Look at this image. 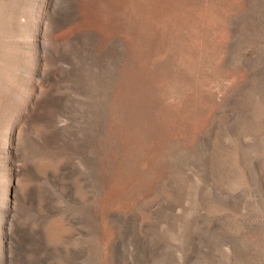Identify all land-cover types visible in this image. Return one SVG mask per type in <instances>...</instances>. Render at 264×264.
<instances>
[{
    "label": "rangeland",
    "instance_id": "374dc122",
    "mask_svg": "<svg viewBox=\"0 0 264 264\" xmlns=\"http://www.w3.org/2000/svg\"><path fill=\"white\" fill-rule=\"evenodd\" d=\"M0 264H264V0H0Z\"/></svg>",
    "mask_w": 264,
    "mask_h": 264
},
{
    "label": "bare ground",
    "instance_id": "6f19581e",
    "mask_svg": "<svg viewBox=\"0 0 264 264\" xmlns=\"http://www.w3.org/2000/svg\"><path fill=\"white\" fill-rule=\"evenodd\" d=\"M134 1H135V0H134ZM121 3H122V2H121ZM129 4H130V3H129ZM132 4H133V3H132ZM134 6H135V5H134ZM134 6H133V7H134ZM130 9H131V8H130ZM167 9H168V8H167ZM171 13H172V12H171ZM125 15H126V14H125ZM166 18H167V17H166ZM168 19H169V17H168ZM169 20H170V19H169ZM140 24H141V23H140ZM166 25H167V23H166ZM132 26H133V25H132ZM147 26H148V25H147ZM122 29H123V28H122ZM177 31H178V30H177ZM178 33H179V32H178ZM178 33H177V34H178ZM128 34H129V33H128ZM177 34H175V36H176ZM175 36H174V37H175ZM179 36H181V35L179 34ZM176 37H177V36H176ZM170 38H171V37H170ZM183 38H184V37H183ZM171 39H172V38H171ZM179 39H180V38H179ZM173 41H174V40H173ZM171 42H172V41H171ZM169 43H170V42H169ZM174 43H175V42H174ZM176 45H177V44H176ZM179 45H180V43H179ZM181 46H182V45H181ZM177 47H178V46H177ZM179 47H180V46H179ZM182 47H183V46H182ZM173 48H174V47H173ZM181 49H182V48H181ZM178 51H179V50H178ZM183 59H184V58H183ZM184 61H185V60H184ZM131 64H132V63H131ZM142 64H143V63H142ZM143 65H144V64H143ZM151 65H152V64H151ZM139 66H141V65H139ZM136 68H137V67H136ZM150 68H151V67H150ZM141 69H142V68H141ZM146 70H147V69H145V71H146ZM138 73H139V72H138ZM138 73H137V74H138ZM175 73H176V72H175ZM126 74H127V73H126ZM128 74H129V73H128ZM148 74H149V73H148ZM173 74H174V73H173ZM132 76H133V75H132ZM139 76H140V75H139ZM144 77H145V76H144ZM173 77H174V76H173ZM177 77H178V76H177ZM177 77H176V78H177ZM186 78H187V77H186ZM190 78H191V77H190ZM194 79H195V78H194ZM175 80H176V79H175ZM175 80H174V81H175ZM184 80H185V79H184ZM134 81H135V80H134ZM176 81H177V80H176ZM178 81H179V80H178ZM186 81H187V80H186ZM195 83H196V82H195ZM143 85H144V84H143ZM173 85H174V84H173ZM183 85H184V84H183ZM192 86H193V85H192ZM173 87H174V86H173ZM173 87H172V88H173ZM184 87H185V85H184ZM163 88H164V87H163ZM175 88H176V87H175ZM183 89H184V88H183ZM175 90H176V89H175ZM172 91H173V90H172ZM177 91H178V90H177ZM190 91H191V90H190ZM175 92H176V91H175ZM140 93H141V92H140ZM185 97H186V96H185ZM162 98H163V97H162ZM182 98H183V97H182ZM163 99H164V98H163ZM152 100H153V99H152ZM150 103H151V102H150ZM156 104H157V103H156ZM168 104H169V103H168ZM173 104H174V103H173ZM175 104H176V103H175ZM186 104H187V103H186ZM182 105H183V104H182ZM148 107H149V106H148ZM175 107H176V106H175ZM176 108H178V107H176ZM172 111H173V110H172ZM188 111H189V110H188ZM164 113H165V112H164ZM165 115H166V114H165ZM147 118H148V117H147ZM185 118H186V117H185ZM169 120H170V117H169Z\"/></svg>",
    "mask_w": 264,
    "mask_h": 264
}]
</instances>
